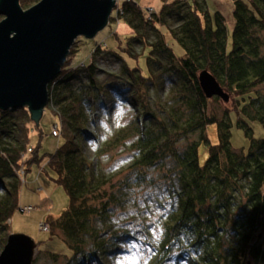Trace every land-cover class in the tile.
I'll return each instance as SVG.
<instances>
[{
    "label": "trees",
    "instance_id": "trees-1",
    "mask_svg": "<svg viewBox=\"0 0 264 264\" xmlns=\"http://www.w3.org/2000/svg\"><path fill=\"white\" fill-rule=\"evenodd\" d=\"M37 1L19 2L25 9ZM160 1L157 10L146 11L134 0H120L117 17L111 16L128 27L124 40L113 32L119 50L96 43L91 58L79 64L72 62L78 47H71L66 65L48 85L47 106L60 124L61 141L53 152H40L44 132L26 107L0 110V251L19 206L21 169L46 157L41 171L63 186L68 203L45 221L49 237L71 249L64 255L68 264H106L123 251L134 236L115 229L112 217L132 199L133 186L154 180L168 182L171 202L157 237L146 238L150 256L144 264H264V136L254 137L246 120L264 124V0H231L230 49L226 17L211 11L206 0ZM163 30L182 47L181 54ZM107 52L121 61L122 70L101 81L94 58ZM203 71L214 76L227 101L205 95L199 83ZM119 100L135 111L101 137L100 112ZM231 109L248 137L247 150L231 145ZM211 123L216 143L206 133ZM202 142L208 143V154L201 163ZM119 146L127 149L128 163L106 172L100 157ZM39 250L52 260L60 255Z\"/></svg>",
    "mask_w": 264,
    "mask_h": 264
},
{
    "label": "rangeland",
    "instance_id": "rangeland-1",
    "mask_svg": "<svg viewBox=\"0 0 264 264\" xmlns=\"http://www.w3.org/2000/svg\"><path fill=\"white\" fill-rule=\"evenodd\" d=\"M134 1L146 11H148V9L157 10L161 5L160 0ZM206 2L211 11L218 9L224 13L228 33L227 47L230 49V34L233 25L231 0H206ZM115 14L116 7L112 12V15ZM120 29L119 23L116 22V20H110V23L98 31L94 37L86 38L84 36H79L74 43L78 48L72 55V62L81 64L83 61L91 58L92 50L95 44L99 42L106 43L107 49L115 48L119 50L116 46L117 38L113 32L116 30L119 31L121 40H124L125 35ZM163 31L165 32L166 41L173 51L176 54H181L182 47L172 39L166 30ZM139 46L140 45L136 44L134 47L136 51H139ZM94 62L98 69L97 77L101 81L108 79L112 73L119 74L122 70L121 61L110 52L99 53L95 56ZM80 76L83 77V79L87 77L84 71H81ZM78 79L79 77H76L74 82L77 83ZM134 109L135 107L132 106V104L119 100L112 106L109 112H100V117L96 122V126L101 133V137L110 134L118 126L123 124L131 115L132 111H135ZM230 114L232 119L231 145L236 149L247 150L249 142L248 137L245 135L243 129L237 125V111L231 109ZM246 120L252 128L254 137L260 138L264 136L263 123L257 120ZM55 122L59 123V118L52 114L48 106H46L39 122L44 132L41 141V153L53 152L61 141L60 136H53L51 134L52 126ZM206 133L210 143L217 142V129L215 123H211L206 127ZM193 137H196V135H193L192 138ZM37 139V131L30 133L31 144H35ZM94 143L92 146L96 145V143ZM184 143L185 141L181 142L180 146ZM207 154L208 143L202 142L199 145V160L201 163L205 161ZM128 157L129 154L127 149L124 146H119L111 153L102 155L100 157V165L106 172L119 171L127 165ZM46 160V157H44L39 163L32 164L30 169L26 172L24 169H21L22 171L20 174L23 184L19 192V206L9 219V228L11 233H23L33 238L36 242L42 241L37 245L40 249H47L60 253L58 259L52 260L44 252L40 253L37 247L33 264H68L64 255L70 256L72 254L71 249L60 238L56 236L49 237L50 225L45 221L46 215L51 214L56 216L61 212L68 203V196L62 185L54 182L41 171ZM125 172L126 170L120 172V175H124ZM151 175H156V173L151 171ZM167 183L168 182L164 180H154V182L144 184L142 187L133 186L134 188H132V191L134 193L131 196L132 199L126 202L123 207L116 209L112 217V222L114 223L115 229H127L134 238L124 244L123 251L115 252L106 264H144L147 262L150 256V248L146 238L149 236L157 237L162 213L171 202ZM28 205L33 208L30 211H25L24 208ZM41 221L48 224V231L39 228V222ZM76 264L98 263L88 261L78 262ZM180 264L186 263L180 262Z\"/></svg>",
    "mask_w": 264,
    "mask_h": 264
},
{
    "label": "water",
    "instance_id": "water-1",
    "mask_svg": "<svg viewBox=\"0 0 264 264\" xmlns=\"http://www.w3.org/2000/svg\"><path fill=\"white\" fill-rule=\"evenodd\" d=\"M20 0H0V110L26 107L39 125L49 101L48 85L61 73L79 36L94 37L110 23L116 0H39L23 8ZM200 86L207 97L229 95L203 71ZM37 243L10 233L0 264H33Z\"/></svg>",
    "mask_w": 264,
    "mask_h": 264
},
{
    "label": "built area",
    "instance_id": "built-area-1",
    "mask_svg": "<svg viewBox=\"0 0 264 264\" xmlns=\"http://www.w3.org/2000/svg\"><path fill=\"white\" fill-rule=\"evenodd\" d=\"M184 1V0H183ZM119 2H120V0H116V13H117V10H118V4H119ZM117 14H115V16H116ZM117 17V16H116ZM116 19V18H115ZM111 20V19H110ZM115 21V20H114ZM116 22H118V20H116ZM51 134L53 135V136H60V124L59 123H57V122H55L54 124H53V126H52V131H51ZM22 171V170H21ZM32 206H26L25 208H24V210L25 211H30V210H32ZM40 224H39V228L40 229H42V230H45V231H48L49 230V227H48V224L47 223H45V222H39Z\"/></svg>",
    "mask_w": 264,
    "mask_h": 264
},
{
    "label": "crops",
    "instance_id": "crops-1",
    "mask_svg": "<svg viewBox=\"0 0 264 264\" xmlns=\"http://www.w3.org/2000/svg\"><path fill=\"white\" fill-rule=\"evenodd\" d=\"M221 11V10H220ZM224 14V13H223ZM119 23V29L122 31V33H125V32H127L128 31V27H127V25H125L124 23H122V22H118ZM121 25H122V27H121ZM125 31V32H124ZM119 32V31H118Z\"/></svg>",
    "mask_w": 264,
    "mask_h": 264
}]
</instances>
